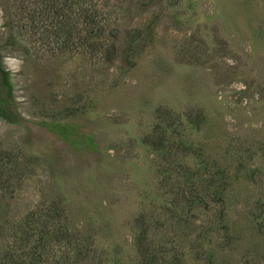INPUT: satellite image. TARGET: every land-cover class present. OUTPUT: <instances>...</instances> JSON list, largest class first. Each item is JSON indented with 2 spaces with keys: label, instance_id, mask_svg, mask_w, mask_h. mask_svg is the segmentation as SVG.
<instances>
[{
  "label": "rangeland",
  "instance_id": "rangeland-1",
  "mask_svg": "<svg viewBox=\"0 0 264 264\" xmlns=\"http://www.w3.org/2000/svg\"><path fill=\"white\" fill-rule=\"evenodd\" d=\"M94 1L104 37L86 41L81 1L0 0L16 115L0 120V256L33 212L57 236L39 264H137L146 220L153 264H264V0ZM198 163L233 182L225 231Z\"/></svg>",
  "mask_w": 264,
  "mask_h": 264
},
{
  "label": "trees",
  "instance_id": "trees-1",
  "mask_svg": "<svg viewBox=\"0 0 264 264\" xmlns=\"http://www.w3.org/2000/svg\"><path fill=\"white\" fill-rule=\"evenodd\" d=\"M70 1H81L82 7L81 11L83 12V19H84V28L83 32L85 34V40L102 38L103 35V28L99 26L101 21V15L97 12L95 8L96 2L94 0H70ZM96 45H98L96 43ZM89 48H93L94 44L87 43ZM13 105V90L12 85L10 82V77L8 72L4 69L2 64V53H1V46H0V120L6 123H13L16 115L12 109ZM148 143L150 147H152V151L158 154L159 150H161L164 146L168 145V140L165 138V133L163 135L153 138V140H149ZM175 146V145H174ZM164 154L163 152L161 153ZM216 165V164H215ZM187 174H197L202 179L200 183V190H202L206 196L209 203L215 205H219L217 211H215V219L216 221H212L210 226H213L214 231H225L227 229V224H224V205L225 199L223 196L229 190V186L233 184L230 178L226 174L225 168H220L218 166L210 167L206 164H197V167L194 170L190 169L186 172ZM3 188L8 189L9 185L3 184ZM208 202L204 201L201 197L190 196L188 199V204L190 206L197 205L198 207L202 208V210L211 211ZM222 204V205H221ZM56 205L47 204L43 206L45 212L53 213L51 216L47 217H54L56 219ZM55 207V208H54ZM167 207V206H166ZM213 207V206H212ZM170 210V207H167ZM214 208V207H213ZM32 213V214H31ZM27 212L24 215L23 221L20 223H11L8 224L6 230L9 232V237H11V246L6 248L5 251L2 252L0 256V264H39V253L40 251L43 253L42 249L45 248V243L42 241L41 236H47L48 239L52 240L51 238H55V233H53V229L49 227L46 228L48 225V221L42 220L37 221L33 218V212ZM249 213V217L253 218L254 225L256 229L264 228V219L261 218L262 211L259 213ZM48 218V219H50ZM142 224H145L143 220H140ZM157 221L148 222L146 220V227H141L138 235L134 236V242L138 249H136V253L138 255V259L136 263L138 264H153L155 262L156 255L150 256L149 253L146 251V245L144 244L145 237L147 238L148 229L147 225L151 223L154 224ZM252 222V221H251ZM253 223V222H252ZM160 225V224H159ZM57 237V236H56ZM67 241L68 239L63 238L61 236L58 240ZM79 247L83 251H87L89 248L84 245H79ZM78 249L77 252L81 251ZM90 250V249H89ZM95 257L96 262L95 264H102L100 262L101 255ZM85 259L84 255H76L74 258L75 263L83 262ZM175 261V259H174ZM113 264L115 262L113 261ZM164 264V263H163ZM252 264V263H247Z\"/></svg>",
  "mask_w": 264,
  "mask_h": 264
}]
</instances>
